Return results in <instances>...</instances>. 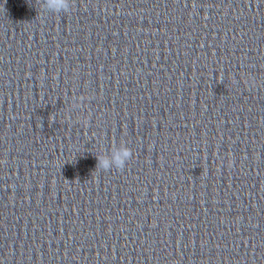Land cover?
Instances as JSON below:
<instances>
[{
  "label": "clouds",
  "instance_id": "clouds-1",
  "mask_svg": "<svg viewBox=\"0 0 264 264\" xmlns=\"http://www.w3.org/2000/svg\"><path fill=\"white\" fill-rule=\"evenodd\" d=\"M37 4L39 5V11L48 12L52 14H67L71 11L72 8V0H35L34 7L36 9ZM131 158L132 151L126 146H121L115 151H112L110 156H97V168H100L105 171L110 170L112 168L122 170Z\"/></svg>",
  "mask_w": 264,
  "mask_h": 264
}]
</instances>
